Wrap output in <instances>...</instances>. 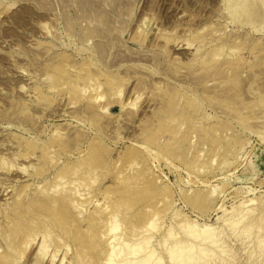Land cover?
I'll list each match as a JSON object with an SVG mask.
<instances>
[{
	"label": "rangeland",
	"instance_id": "1",
	"mask_svg": "<svg viewBox=\"0 0 264 264\" xmlns=\"http://www.w3.org/2000/svg\"><path fill=\"white\" fill-rule=\"evenodd\" d=\"M111 223L115 261L264 264V0H0V264H100Z\"/></svg>",
	"mask_w": 264,
	"mask_h": 264
},
{
	"label": "bare ground",
	"instance_id": "2",
	"mask_svg": "<svg viewBox=\"0 0 264 264\" xmlns=\"http://www.w3.org/2000/svg\"><path fill=\"white\" fill-rule=\"evenodd\" d=\"M212 54V53H211ZM214 56H215V54H214ZM218 56H219V54H218ZM63 62V61H62ZM223 64V63H222ZM218 65V64H217ZM220 66V65H219ZM222 67V66H221ZM229 67V66H228ZM218 68V67H217ZM243 68V67H242ZM220 68H218V70H219ZM224 70V69H223ZM127 71V70H126ZM220 71V70H219ZM232 72V71H231ZM203 73V72H202ZM214 73V72H213ZM216 73V72H215ZM226 73V72H225ZM224 73V74H225ZM235 73V72H234ZM219 74L221 75V73L219 72ZM238 74V73H237ZM205 75V74H204ZM217 75V74H216ZM222 76V75H221ZM220 76V77H221ZM234 76V75H233ZM219 77V78H220ZM232 77V76H231ZM210 78V77H209ZM208 78V79H209ZM215 78V77H214ZM225 78V77H224ZM199 79V78H198ZM223 79V78H222ZM207 80V79H206ZM212 80V79H211ZM215 80H217V79H215ZM237 80V79H236ZM210 82V81H209ZM214 82V81H213ZM208 83V82H207ZM212 83V82H211ZM206 85V84H205ZM213 85V84H212ZM215 89V88H214ZM119 90V89H118ZM212 90V89H211ZM262 90V89H261ZM83 91V90H82ZM94 102H95V100H93ZM89 103H90V101H89ZM88 105V104H87ZM177 107V106H176ZM101 110V109H100ZM164 111V110H163ZM163 113H165V112H163ZM227 113V112H226ZM168 131V130H167ZM170 132V131H169ZM168 133V132H167ZM156 135V134H155ZM178 134H176V136H177ZM166 136V135H165ZM145 146V145H144ZM144 148V147H143ZM142 148V149H143ZM145 150H149L148 149V146H147V148L145 147L144 148ZM150 151V150H149ZM149 151H148V154H149ZM144 152V151H143ZM150 152H152V151H150ZM153 153V152H152ZM145 154H147V153H145ZM151 154V153H150ZM154 155V154H153ZM152 155V156H153ZM136 156V155H135ZM141 156V155H140ZM151 156V155H150ZM156 156H157V154H156ZM151 159H153V158H155V157H150ZM139 159V158H138ZM133 161V160H132ZM132 164H134V163H132ZM136 164V163H135ZM135 164H134V166H135ZM130 167H131V165H130ZM71 190V189H70ZM75 190H77V189H75ZM67 191V190H66ZM71 191H73V190H71ZM71 191H67V193L68 192H70L71 193ZM51 192V191H50ZM74 192V191H73ZM72 192V193H73ZM72 193L70 194L71 196H72ZM121 193V192H120ZM77 193H75V195H76ZM85 194V193H84ZM53 196H54V194H52ZM87 195H88V193H87ZM123 195V194H122ZM125 195V194H124ZM61 197H62V195H60ZM73 196H74V194H73ZM72 196V197H73ZM84 196H86V195H84ZM104 196V195H103ZM109 195L107 194V199H109V197H108ZM121 196V195H120ZM61 197H59V200L61 201V200H64V199H60ZM82 197V196H81ZM88 197V196H87ZM86 197V198H87ZM105 197H106V194H105ZM117 198V197H116ZM119 198V197H118ZM122 198H123V196H122ZM122 198L121 199H119V202L120 201H122ZM127 198V197H126ZM102 199H103V197H102ZM107 199H105L104 198V200L106 201ZM114 198H112V200H113ZM166 199V198H165ZM56 200H58V199H56ZM69 205H68V200H67V206L69 207V209H70V212H71V214L70 215H66V218L64 217V215L67 213H65V214H63V217L66 219H64L63 220V218H62V220L63 221H65L66 223H68V226H70L71 227V225L72 224H78V223H80V222H82L81 221V217L79 218V216H82L81 215V211H80V206H79V203H78V206H77V203L75 204L74 203V200L72 201L71 200V198H69ZM94 200V199H93ZM65 201V200H64ZM64 201H62L61 203H59L58 201V203L59 204H61V205H63V202ZM86 201H88V198H87V200ZM102 201V200H101ZM126 201V200H125ZM54 202V201H53ZM129 202V201H128ZM44 203V202H43ZM51 203V202H50ZM98 203V202H97ZM96 203V204H97ZM99 203H101V202H99ZM103 203V202H102ZM121 203V202H120ZM127 203V202H126ZM126 203H125V205H126ZM130 203V202H129ZM129 203H127V204H129ZM40 204V203H39ZM45 204V203H44ZM52 205H54L53 203H51ZM55 204H56V207L58 206L57 205V203L55 202ZM64 204H65V202H64ZM65 204V205H66ZM95 204V205H96ZM130 204H132V203H130ZM130 204H129V206H130ZM50 204L48 203V206H49ZM60 205V206H61ZM64 205V206H65ZM98 205V204H97ZM96 205V206H97ZM47 206V205H46ZM51 206V205H50ZM49 206V207H50ZM122 206H124V205H122ZM127 206V205H126ZM68 207H67V209H68ZM51 209H53L54 210V208H55V205H54V207H50ZM50 208H47V209H49L50 210ZM57 208H59V206L57 207ZM61 208V207H60ZM66 207H64V209H65ZM98 208V207H97ZM119 208V207H118ZM127 208V207H126ZM129 208V207H128ZM44 209V208H43ZM46 209V210H47ZM66 209V210H67ZM100 209V210H99ZM99 209H97V210H99V214H101L102 212H105L106 210H107V207H105V204H104V206L103 207H99ZM218 209V208H217ZM57 210V212H60L59 214H62V213H64L65 212V210L63 211V210H58V209H56ZM81 210H82V208H81ZM117 210V209H116ZM124 210V209H123ZM128 210V209H127ZM148 209H146V211H147ZM61 211H63L62 213H61ZM68 211V210H67ZM100 211H102V212H100ZM43 212V213H42ZM41 213L42 214H44V212H45V214H46V211H42ZM69 212V211H68ZM84 212V211H83ZM111 212V211H110ZM41 213H39V214H41ZM52 213V212H51ZM116 213V212H115ZM33 214V213H32ZM38 214V213H37ZM41 214V215H42ZM44 214V215H45ZM50 214V212L48 213V215ZM69 214V213H68ZM149 214V216H150V213H148ZM154 214V216H155V213H153ZM157 214V213H156ZM147 215V214H146ZM230 215V214H229ZM38 216V215H37ZM52 216V215H51ZM56 216V215H55ZM54 216V217H55ZM57 216H59L58 214H57ZM100 216V215H99ZM114 216V218H116L115 217V215L113 214V213H111V215L109 216L108 215V217H107V219L106 220H108L109 219V222H111V220H112V218H110V217H113ZM145 216V215H144ZM152 216V215H151ZM159 216V215H158ZM39 217V216H38ZM41 217H43L44 218V216H40V218ZM45 217H46V215H45ZM146 217V216H145ZM153 217V216H152ZM4 218V217H3ZM13 218V217H12ZM37 218V217H36ZM49 218V217H48ZM56 218V217H55ZM59 218V217H58ZM113 218V219H114ZM143 218V217H142ZM147 218V217H146ZM45 219V218H44ZM47 219V218H46ZM54 219V218H53ZM152 218L150 217V220H151ZM153 219H154V217H153ZM152 219V220H153ZM14 220H15V217H14ZM52 220V219H51ZM80 220V221H79ZM83 220V219H82ZM115 220V219H114ZM113 220V221H114ZM146 220V219H145ZM147 220H149V219H147ZM151 220V221H152ZM18 221H20V220H18ZM49 221V220H48ZM57 221V220H56ZM62 221V222H63ZM84 221V220H83ZM97 221H100V220H97ZM239 221V220H238ZM255 221V220H254ZM51 222V221H50ZM60 222V221H59ZM62 222H60L61 223V226H62V224H63V226H64V228L67 226V225H65L66 223H62ZM149 222V221H148ZM9 223V222H8ZM35 223V222H34ZM58 223V222H57ZM59 223V224H60ZM99 223V222H98ZM97 223V224H98ZM103 223V222H102ZM102 223H101V225H102ZM107 223H108V221L106 222V224L105 223H103V228H105L104 226L105 225H107ZM116 223V222H115ZM150 223V222H149ZM20 224V223H19ZM76 224V225H77ZM81 224H83V223H81ZM112 224V223H111ZM111 224H109V225H111ZM117 224V223H116ZM151 224V223H150ZM149 224V225H150ZM233 224L235 225V223L233 222ZM10 225V224H9ZM75 225V226H76ZM84 225V224H83ZM112 225H114V224H112ZM111 225V227H109L108 228V226L106 227V228H108V229H106V231H105V229H104V231H102V230H100V228H99V230L98 231H96V233H95V235L97 236V237H100L99 239V242L98 243H104V244H106L107 246L106 247H108L107 249H108V251H107V253H106V255H105V257L103 256V260L101 261V263L100 264H160V262L158 263V261H151V262H149V260L150 259H152V257H153V252H148L147 254H145L144 255V253H143V256H141V257H139V258H136V259H131L130 261H128V258H129V256L131 255H134V254H136L137 252H138V250H139V248H141V247H139V246H135V247H133L131 250L129 249V252H127L126 254H123V255H121V257H120V259L119 260H117V261H115L114 260V258L113 257H115L117 254H118V252H117V250H116V247L117 246H121V245H125L124 244V242H123V238L121 239L120 238V236L119 235H117V234H114L115 232V230L117 229V227L114 225V226H112ZM192 225V224H191ZM75 226H73L72 225V228L73 227H75ZM78 227H76L77 229H79V230H82V232L84 233V235H85V230L84 229H82V227H80L79 225H77ZM87 225H85V227H86ZM89 226H91V225H89ZM70 227H69V229H68V231H70ZM84 227V226H83ZM149 227V226H148ZM153 227V226H152ZM152 227L151 228H149V229H152ZM189 227H191V226H189ZM204 228L202 229V230H199V232L200 233H197L198 231H193L192 233H190L191 235L190 236H193V237H195V239H196V237L199 239V242H202V243H204V241L206 242V241H208V242H212L211 244H210V246L212 245V244H214L213 242H215V241H213V239H214V232L213 233H210V228H208L207 226H203ZM45 228V227H44ZM63 228V229H64ZM146 228V227H145ZM75 229V228H74ZM76 229V230H77ZM90 229V228H89ZM88 229V227H87V233L89 232L90 233V230ZM92 229V228H91ZM134 229V228H133ZM132 229V231H134V230H136V229H134L133 230ZM140 229V228H139ZM142 229V228H141ZM196 229H197V227H196ZM195 229V230H196ZM48 230V229H47ZM198 230V229H197ZM242 230V229H241ZM141 231H143V230H140L139 231V233L141 232ZM92 232V231H91ZM114 232V233H113ZM136 232V231H135ZM89 233H88V236L90 237V235H89ZM203 234V235H200V234ZM134 234V233H133ZM213 234V235H212ZM95 235H91L92 236V238L95 236ZM144 235V234H143ZM147 235V234H146ZM95 236V237H96ZM44 237V236H43ZM87 237V235H85V238ZM140 237V236H139ZM177 237V236H176ZM144 238V237H143ZM46 239V238H45ZM91 239V238H90ZM180 239V238H179ZM193 239V238H192ZM30 241H31V238L29 239ZM93 240V239H92ZM41 246L43 247L44 246V244H43V238L41 239ZM45 241L46 240H44V243H45ZM86 241V240H85ZM87 241H89V239L87 240ZM86 241V244L84 245V247H83V249L85 250L86 249V246H87V243H88V246H89V243L90 242H87ZM170 241V240H169ZM182 241V240H181ZM128 242V241H127ZM148 242V241H147ZM184 242V241H183ZM190 242V241H189ZM126 243V242H125ZM170 243V242H169ZM168 243V244H169ZM25 245H26V243H25ZM99 245V244H98ZM148 245V244H147ZM150 245V244H149ZM158 245V244H157ZM215 245V244H214ZM64 246H65V244H64ZM63 246V247H64ZM104 246V245H103ZM170 246V245H169ZM102 247V246H101ZM93 248H94V246H93ZM97 248V247H96ZM102 248H104V247H102ZM125 248L127 249V246H125ZM148 248V247H147ZM82 251H80V252H83L84 250L82 249V247L80 248ZM118 249V248H117ZM199 250H201L202 251V248H198ZM221 249V248H220ZM23 250V249H22ZM21 250V251H22ZM79 250V249H78ZM88 250V251H87ZM86 251H87V253H89V249H87ZM167 250H168V248H167ZM11 251V250H10ZM86 251L84 252V253H86ZM127 251V250H126ZM146 251V250H145ZM148 251V250H147ZM190 251H192V244H189V245H186V243H185V246H179V243H175L172 247H170L169 248V253H170V259H172L173 261L175 260V261H179V262H181V264H182V262H188V264L189 263H191V262H195L196 263V261L198 260V259H200V255H198V256H195V257H191V256H189V253H190ZM23 252H24V250H23ZM91 253H93L92 251H90ZM102 252V251H101ZM91 253H89L90 255L88 256V257H90V260H91V258H92V256L93 255H91ZM103 253V252H102ZM101 253V254H102ZM122 253V252H121ZM198 253H201L200 251L198 252ZM212 253V252H211ZM210 253V254H211ZM105 254V253H104ZM130 254V255H129ZM87 255V254H86ZM103 255V254H102ZM101 255V256H102ZM119 255H120V253H119ZM16 256V255H15ZM85 256V255H84ZM86 257V256H85ZM133 257V256H132ZM204 257V256H203ZM93 258H94V256H93ZM99 258V257H98ZM209 258V257H208ZM0 259H2V256L0 257ZM96 259V258H95ZM94 259V260H95ZM87 260H88V262H90V260H89V258H87ZM92 261H93V259L91 260V264H93L92 263ZM80 262H81V260H80ZM88 262L86 263V264H88ZM94 262H97V259H96V261H94ZM202 262V261H201ZM96 264H99L98 262L96 263ZM193 264V263H192ZM201 264V263H200Z\"/></svg>",
	"mask_w": 264,
	"mask_h": 264
}]
</instances>
